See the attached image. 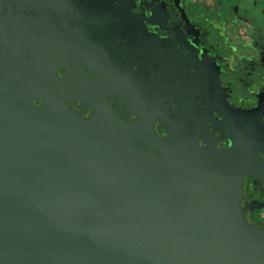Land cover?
Returning a JSON list of instances; mask_svg holds the SVG:
<instances>
[{"label":"water","instance_id":"95a60500","mask_svg":"<svg viewBox=\"0 0 264 264\" xmlns=\"http://www.w3.org/2000/svg\"><path fill=\"white\" fill-rule=\"evenodd\" d=\"M17 4L31 14L4 11ZM104 4L0 0V264H264L254 204L241 205L246 177L264 191V141L211 103L159 108L142 90L166 49ZM113 96L132 103L120 112Z\"/></svg>","mask_w":264,"mask_h":264},{"label":"flooded vegetation","instance_id":"af4514ba","mask_svg":"<svg viewBox=\"0 0 264 264\" xmlns=\"http://www.w3.org/2000/svg\"><path fill=\"white\" fill-rule=\"evenodd\" d=\"M105 3L101 10L109 9V15L118 17L122 25L129 21L139 23L143 21L147 32L151 33L165 51L157 53V68L155 74L148 79L150 91H143L149 95L154 103H161L159 108L178 109L186 105L190 112L199 113L200 109L208 108L206 103L217 105L223 113L227 112L232 121L242 124L248 119L249 125L257 130V141H264V18L258 23L256 17L248 9L246 0H91ZM246 3V4H244ZM253 8L257 7V0H252ZM4 11H21L22 15H30L31 7L26 4L8 5ZM79 3L59 5L52 10H76ZM93 8V7H92ZM94 11V9H92ZM134 15L130 17L127 11ZM264 16V7L262 8ZM57 19V13H51ZM46 15V14H45ZM128 16L124 19L122 16ZM6 21V18L3 17ZM85 27L90 28L87 22ZM249 30V37L240 41V45L233 44L227 36L226 29ZM110 34V29L105 26ZM246 30V31H248ZM116 32L115 45L122 51L127 50L124 38ZM243 33V32H242ZM146 37L135 31L133 40ZM26 42V39H24ZM30 43V42H29ZM118 50V49H117ZM142 51V48L140 49ZM66 71L58 69L61 78ZM79 73V72H78ZM74 76L96 79V75L84 70ZM110 103L120 112L130 105L127 98L111 97ZM165 100V101H164ZM33 103L39 105V101ZM73 110L81 113L84 118L91 116L94 111L78 110V102H69ZM212 119L224 123V114H211ZM127 118L135 120L137 117L128 110ZM210 122V121H208ZM226 122V121H225ZM234 123V124H235ZM240 127V124L239 126ZM189 129V125H186ZM212 130V129H211ZM155 131L164 137V128L158 121ZM228 133L229 130H226ZM216 138L221 134L216 132ZM256 139V137H254ZM202 145V141H199ZM227 140L218 141L219 148H227ZM264 162V153L258 154ZM244 200L242 206L252 205L253 210L247 211V219L264 233V191L255 184V179L246 177L244 186Z\"/></svg>","mask_w":264,"mask_h":264},{"label":"rangeland","instance_id":"374dc122","mask_svg":"<svg viewBox=\"0 0 264 264\" xmlns=\"http://www.w3.org/2000/svg\"><path fill=\"white\" fill-rule=\"evenodd\" d=\"M242 1V0H241ZM248 1V4L250 5H247L246 3V6H249L248 9L250 10V13L252 12V14L255 15L256 17V20L258 23H261L263 21V13H262V8L264 7V0H257V7L256 8H253L252 6V0H246ZM247 28L243 27L242 29H233L231 28L230 26H227V29H226V34L227 36L233 41V44L236 45H240V41H242V39H245V37H249L250 33H249V30ZM243 32V33H242Z\"/></svg>","mask_w":264,"mask_h":264}]
</instances>
